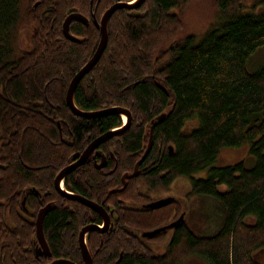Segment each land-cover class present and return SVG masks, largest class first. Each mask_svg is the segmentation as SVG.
<instances>
[{
    "label": "trees",
    "instance_id": "16d2710c",
    "mask_svg": "<svg viewBox=\"0 0 264 264\" xmlns=\"http://www.w3.org/2000/svg\"><path fill=\"white\" fill-rule=\"evenodd\" d=\"M34 1L0 0V264H35L40 198L56 205L43 223L53 255L81 261L77 234L88 223V207L61 196L53 179L82 151L88 132L95 136L122 123L116 112L85 117L71 111L66 90L87 60L81 59L84 46L59 41L60 28L51 26L53 0ZM203 1L144 0L135 15L117 11L103 53L73 93L84 110H129V127L111 136L119 175L133 170L155 120L151 149L121 193L130 187L144 202L180 177L188 180L189 193L216 205L219 223L200 234L177 228L160 259L122 256L117 264H183L193 254L211 264H264L254 257L264 250V63H250L264 46V0H213L212 21L196 35L185 29L183 12ZM244 144L252 165H215L224 147ZM77 178L93 193L105 190L88 170ZM74 181L71 175L72 187ZM65 187L72 188L67 181ZM165 218L143 209L129 220L150 228ZM91 243L99 246V236L91 235ZM108 245L112 259L94 264H115L116 247L127 243L114 238Z\"/></svg>",
    "mask_w": 264,
    "mask_h": 264
},
{
    "label": "flooded vegetation",
    "instance_id": "af4514ba",
    "mask_svg": "<svg viewBox=\"0 0 264 264\" xmlns=\"http://www.w3.org/2000/svg\"><path fill=\"white\" fill-rule=\"evenodd\" d=\"M132 1H135V0H113L112 2L111 0H53L51 2L52 4L49 5V10H51L52 8L54 9V12L52 11L53 16L51 20V26L55 24L56 28H60V35H58V39L61 43L63 44H69V43L75 44L76 43V44L83 45L85 52L81 54L82 55L81 59L86 58L87 60H89L90 57L93 55L98 45L99 39H100L99 25H100V20L104 12L114 4L132 3ZM40 2L41 0H35L34 6H37ZM140 6L141 5H139L138 7H120L114 10V12L111 14L107 22V34H108V24L110 22L109 20L111 19L112 16H114L115 13H117V11L118 12L126 11L128 15H133V14L135 15L139 12ZM47 17H48V13L46 14V18ZM66 19L68 20V32L77 41H73L67 38L64 34L63 23ZM94 42L96 43L93 48L92 44ZM90 71H88V73ZM76 72H74L73 75ZM64 74H66V72L61 73V75H64ZM73 75L71 76V78L73 77ZM81 110H84V109H81ZM84 111H90V110H84ZM121 125L122 123L118 125L117 127H113V129L118 128ZM106 132L107 131H105L104 133ZM104 133H99L93 136L91 135L90 132H88V136H87L88 142L86 143L82 151L75 154L72 157L71 161L68 162L66 165H64L55 174L54 179H53L54 188L61 196L66 197L69 200L82 204L81 202L77 200H74L67 196L62 195L59 191L63 190L65 193L70 194V196L79 195L81 197H84L88 199V201L93 202L94 205L96 206L95 208L86 206L88 207V223H86L84 226L94 225L96 228L94 230H88L87 232H85V235H84V240H85L87 251H88V264H94L96 261V258H99V257L107 261L111 260L112 258L107 257L109 254L108 248L111 249V247L108 244L114 238H115V241H118V239L121 238L123 242L127 243L125 248H122L120 246L116 247V250L118 251V257L115 260V264H117L122 259V256L132 257L134 259H140L143 257H151L154 259H160L167 251L168 246L170 242L172 241L174 234H175V230L177 228L181 226L183 227L185 226L193 230L190 227L189 223H187L186 221L187 207L179 203V201L176 198V195L170 189L171 185H169L168 187V193L166 192L165 195H163L162 197L155 196L151 200H146L144 202L140 201L139 196H135L134 194L133 196L130 195L131 194L130 187L128 189V191L130 190L129 194L127 192L121 193V191H123L127 187V180L137 177L139 174V171L137 175L132 176V177H125V179H124V175L125 174L131 175L133 170L130 172L123 171L119 175V170L121 169V167H119V165L117 164V159L115 158V154H114V148H112V146H114L113 142H115V140L112 139L113 137H109L108 139L101 141V142H96V140L100 138V136L103 135ZM113 136L115 137V135ZM117 136H119V134ZM83 142L84 140H80V143L83 144ZM89 146H92V148L88 150V155L85 158L84 163H82L81 165H78L75 169L66 173L62 177V179L59 181L58 189H57L55 186V179H56L57 174L65 166L76 161L80 157V155L83 153V151ZM84 170H88V175L95 174L98 177V180L102 181L101 185L105 186V190H103L101 193H93L92 190H90L87 186H85L84 183H80L77 177L79 174H81V172H84ZM71 175H73L75 179L74 183L76 186L73 185V187L71 186L72 184L69 183V177ZM66 181L68 185L72 187L71 189H67L65 187ZM124 181H125V184H124ZM134 182H135V185L133 186L137 188L139 185L138 183H136V181ZM108 185H109V188L106 189ZM77 186L80 188H78ZM34 190H35L34 194L35 193L39 195L41 194L38 190H36L35 186L28 187L29 192L34 191ZM27 194L28 192L23 193L22 199H21V204L24 208H26ZM45 194H48V193L46 192ZM168 196H173L174 199L170 203L164 206L157 207V208H151V207L146 206V204L150 203L152 200L160 199V198H164ZM42 199L43 198H40L39 200L40 207L37 210L36 215H35L36 244L33 245L32 247L33 254L37 257V259H32V260H34L35 264H50L55 260H60V259L68 260L69 259L71 262H74L75 264H85L84 258L82 256L80 244H79V233H80V230L84 226L81 227V229L79 230L77 234V239H78V244H79V254L81 258L80 262H77L67 256H54L53 255L47 243L46 237H45V233L43 230L44 229L43 223H44V219L47 213L51 211L53 208H55L56 205L54 204L52 200H49L43 203ZM46 205H49L51 207L44 215L43 222H42V231H43L42 233H43L44 240L47 246V251L44 249V247L40 243V240L38 239L37 233H36V217H37L38 211ZM143 209L144 210L151 209L152 211H154V213H155V210H157L158 212H164L166 214L165 221H163L161 224L156 225L154 227L141 228L140 222L137 223L135 219L129 220L135 214L140 213ZM180 215H183L182 220H180L178 223H176L172 227L166 228L158 233H155L151 237L147 235V233L149 232H145V231H151L153 229L171 224L175 220H177ZM253 221H254V218L252 215L246 218L247 224L251 225ZM93 234L99 236V246L94 245L95 243H97L96 239H95L94 244L91 243V235Z\"/></svg>",
    "mask_w": 264,
    "mask_h": 264
},
{
    "label": "water",
    "instance_id": "95a60500",
    "mask_svg": "<svg viewBox=\"0 0 264 264\" xmlns=\"http://www.w3.org/2000/svg\"><path fill=\"white\" fill-rule=\"evenodd\" d=\"M144 0H135L132 1V3H117L112 5L111 7H109L104 14L102 15V18L100 20V39L98 42V45L93 53V55L90 57L89 60H87L78 70L77 72L73 75V77L71 78L69 84H68V88L66 90V102L69 106V108L71 109V111L75 114V115H79V116H85V117H92V116H102V115H106L109 113H119L122 116L125 117V123L117 128V129H112L107 131L106 133H104L103 135L100 136V138H98L96 140V142H101L104 141L106 139H108L109 137L116 135V134H121L123 133L130 125L131 122V114L129 112V110L127 108L121 107V106H110L107 108H103V109H98V110H90V111H84L79 109L73 101V93L75 90L76 85L78 84V82L80 81V79L88 73V71H90L92 69V67L95 65V63L97 62V60L99 59L100 55L102 54L104 48L106 47L107 44V22L108 19L110 18L111 14L114 12V10H116L117 8L120 7H138ZM63 31L64 34L67 38L73 40V41H77L74 37H72L69 32H68V20L66 19L63 23ZM162 89H164L162 86H160ZM164 117V113L160 114L159 116L156 117V120H161ZM155 125V120H152V123L150 125L149 128V135L147 138V143H146V147L141 155V157L135 162L134 164V168H133V172L131 175H124V179L125 177H132L138 174V167L139 165L142 163V161L145 159L146 155L148 154L149 150L151 149L152 146V135H153V127ZM92 148V146L87 147L83 153L80 155V157L74 161L73 163L65 166L56 176L55 179V186L58 189V184L59 181L62 179V177L72 171L73 169H75L78 165H81L82 163H84L85 158L88 155V150ZM168 149L170 151L173 150L172 146H168ZM125 184V181H124ZM62 195L67 196L71 199L77 200L79 202H81L82 204L86 205V206H90L95 208L96 206L94 205L93 202L88 201V199L81 197L79 195H73L70 196V194L65 193L63 190L59 191ZM174 199L173 196H168V197H164V198H160V199H155L152 200L150 203L146 204V206L151 207V208H157V207H161L164 206L168 203H170L172 200ZM51 207L49 205L44 206L43 208H41L38 211L37 217H36V233H37V237L40 240V243L42 244V246L44 247V249L47 251V246L44 240V236H43V231H42V222H43V218L44 215L46 214V212L50 209ZM183 215H180L179 218L177 220H175L173 223L153 229L151 231H145V232H149L147 233V235L149 237L153 236L155 233H158L166 228L172 227L173 225H175L176 223H178L180 220H182ZM96 229L94 225H86L84 226L79 233V244H80V248H81V252H82V256L84 258L85 264H88V251H87V247H86V243L84 240V235L85 232H87L88 230H94ZM50 264H75L71 261H67V260H55Z\"/></svg>",
    "mask_w": 264,
    "mask_h": 264
},
{
    "label": "rangeland",
    "instance_id": "374dc122",
    "mask_svg": "<svg viewBox=\"0 0 264 264\" xmlns=\"http://www.w3.org/2000/svg\"><path fill=\"white\" fill-rule=\"evenodd\" d=\"M247 1L249 2L251 0ZM215 12L213 0H205L191 4L183 12L186 25L185 29L194 32L196 35H200L212 21ZM251 56L250 63L252 67L264 63V46L258 48ZM122 118L125 120L124 116ZM239 161H243L246 166L252 165L253 159L248 154V144L239 147H224L217 156L215 165L226 166ZM170 185V189L176 195L179 203L187 207L186 221L196 233L200 234L219 223L214 201L206 196L188 193L190 190L188 180L179 177ZM166 192L168 193V191H163L156 195L153 194L152 197H162ZM255 256L259 263H264V250L262 251L260 248L254 254ZM183 264H211V262L207 257L201 256L200 254H193L189 255Z\"/></svg>",
    "mask_w": 264,
    "mask_h": 264
}]
</instances>
